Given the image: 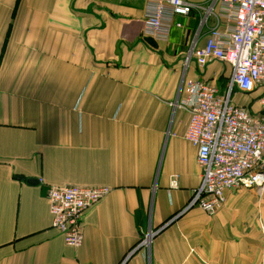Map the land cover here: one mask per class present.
<instances>
[{"label":"crops","instance_id":"crops-1","mask_svg":"<svg viewBox=\"0 0 264 264\" xmlns=\"http://www.w3.org/2000/svg\"><path fill=\"white\" fill-rule=\"evenodd\" d=\"M146 3L0 0V264H264V187L227 192L212 217L190 205L201 176L179 92L228 70L185 72L201 15L157 40ZM65 186L110 188L77 249L51 227L47 190Z\"/></svg>","mask_w":264,"mask_h":264},{"label":"built area","instance_id":"built-area-1","mask_svg":"<svg viewBox=\"0 0 264 264\" xmlns=\"http://www.w3.org/2000/svg\"><path fill=\"white\" fill-rule=\"evenodd\" d=\"M146 2L143 33L157 40L183 28L175 18L201 15L184 58L185 72L191 65L202 70L212 63L228 70L223 87L198 77L184 79L179 92L178 105L188 116L183 138L196 149L201 176L190 205L212 217L226 203L227 192L264 187V116L232 100L235 94L259 92L264 112V0H210L206 7L186 0ZM109 193V187L48 188L51 227L66 246H81L83 213Z\"/></svg>","mask_w":264,"mask_h":264},{"label":"trees","instance_id":"trees-1","mask_svg":"<svg viewBox=\"0 0 264 264\" xmlns=\"http://www.w3.org/2000/svg\"><path fill=\"white\" fill-rule=\"evenodd\" d=\"M223 86V84H221ZM256 93V94H254ZM254 93H251V94H247V95H244L243 97H249L250 98V101L243 105L245 106L252 114H260L262 116H264V112H261L259 107H258V101H259V98H260V93L259 92H254Z\"/></svg>","mask_w":264,"mask_h":264},{"label":"rangeland","instance_id":"rangeland-1","mask_svg":"<svg viewBox=\"0 0 264 264\" xmlns=\"http://www.w3.org/2000/svg\"><path fill=\"white\" fill-rule=\"evenodd\" d=\"M188 47H189V46H188ZM215 68H216L217 70H219V71H222V69H223L222 66H218V65H216ZM243 99H246V98L243 97ZM263 189H264V188H263ZM262 191H263V190H262ZM262 191L258 190L259 194H261ZM261 232L264 233V231H262V230H261Z\"/></svg>","mask_w":264,"mask_h":264},{"label":"water","instance_id":"water-1","mask_svg":"<svg viewBox=\"0 0 264 264\" xmlns=\"http://www.w3.org/2000/svg\"><path fill=\"white\" fill-rule=\"evenodd\" d=\"M26 183H28V184H35V182L33 180H26Z\"/></svg>","mask_w":264,"mask_h":264}]
</instances>
